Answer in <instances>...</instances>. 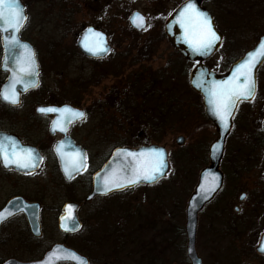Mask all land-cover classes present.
<instances>
[{"label":"flooded vegetation","instance_id":"1","mask_svg":"<svg viewBox=\"0 0 264 264\" xmlns=\"http://www.w3.org/2000/svg\"><path fill=\"white\" fill-rule=\"evenodd\" d=\"M19 1L28 20L18 39L31 48L38 66V86L25 90L22 85H15L19 106L0 99V138L12 137L19 148H32L44 160L31 174H26L24 169L5 168L0 163V214L8 217L0 223V264L35 263L58 245L75 251L88 264L145 261L146 264H192L187 254L186 210L192 195H201L204 189L211 193L196 214L193 251L198 263L264 264V252L259 250L264 245V62L254 73L255 100L238 102L227 125L216 116V122L208 119L204 98L189 84L190 73L199 64H204L217 78L225 77L235 63L264 39V0H244L241 17L248 40L244 51L240 56L227 54L214 66H207L206 62L225 45L218 14L233 15L230 0L199 2L222 35L219 49L202 63L181 57L165 35L167 18L188 0L173 1L169 8L165 7L169 0H44L49 10L41 12L33 24L28 0ZM56 3L59 10L52 9ZM135 3L143 4L144 8H131ZM81 8L84 14L97 15L98 21L88 20L69 42L70 17ZM135 13L142 14L146 24L151 25L147 31L131 25ZM124 17L127 27L123 29ZM90 27L103 33L109 52L93 56L83 47L79 49L80 35ZM44 28H52L53 33L44 38ZM144 32L153 35L139 46L137 41L125 39L124 33L135 36ZM158 34L161 40H154ZM93 39L90 37V43ZM23 53L28 54L25 49ZM13 54L17 57L19 52ZM16 57L14 62H8V69L16 67ZM3 61L0 34V90L9 87L13 78L11 70L1 69ZM175 71H179L197 99L200 121L195 127L198 132L195 139L199 143L196 165L187 194L179 200L176 232L163 234L162 225L157 228L160 232L153 231L145 238L134 230L139 215L136 191L156 186L168 173L152 184L107 195L92 196L93 179L117 149L165 145L170 112H180L181 106H186L182 97L170 100L169 76ZM17 74L21 77L23 73L17 69ZM44 79H49L52 85L44 87ZM108 81L111 87L105 84ZM99 86L97 98L91 102L90 94ZM80 90L86 99L81 105L73 101V93ZM65 105L83 111L87 119L72 122L67 136L60 132L53 134L51 122L59 114L43 115L37 109ZM138 123L142 131L135 133L132 129ZM178 138L183 142L182 137ZM65 140L70 146L63 149L66 155L61 160L55 147ZM134 140H141L140 145L133 147ZM77 150L87 154V167L69 178L64 167L67 165L71 171ZM139 196L144 198L141 202H149L146 191ZM68 205L72 206L70 214L80 225L77 232H64L59 227ZM161 210L164 212V207Z\"/></svg>","mask_w":264,"mask_h":264},{"label":"snow or ice","instance_id":"2","mask_svg":"<svg viewBox=\"0 0 264 264\" xmlns=\"http://www.w3.org/2000/svg\"><path fill=\"white\" fill-rule=\"evenodd\" d=\"M27 20L28 17L24 9L20 6L19 0H0V31H8L11 29L14 33L13 36L6 37L4 40L7 45L6 52L8 48H21L25 50L28 48L15 35L20 32ZM176 22L185 30V42L198 54H208L220 40V36H218L217 31L213 27L212 19L206 12H201L192 0H188L180 10L176 17ZM131 24L136 29L142 31H147L151 27L150 24H146V18L140 13L133 14ZM90 37L94 38L91 43ZM81 44L93 56L110 51L105 43L103 33L95 31L91 27L87 29ZM257 56L261 58L260 61H257ZM258 62H264V42H261L258 49L249 52L247 57L235 66L230 78L222 81H212L207 88L209 103L212 106L214 114L222 124L227 125L229 118L233 117L238 102H252L255 100L256 82L253 69ZM15 64L16 67L8 69L6 56L4 60L5 69L13 72V78L9 87L0 90V99L13 106H19L20 100L15 85L23 82L25 84V90L29 86H38V81L35 79L38 76V66L35 64L33 56L25 57L23 63H21V57L17 56L15 58ZM17 69L20 73H23L24 77L30 79L25 80L22 77H18ZM37 112L43 115L49 113L59 114L58 118L51 122L50 131L53 134L60 132L65 134V136H67L68 126L72 122L87 119L86 113L73 109L68 105L61 107H39ZM65 146H70V142L67 140L61 141L55 147V151L61 160H64L66 155L63 151ZM117 154L123 155L127 163L121 169L123 173L121 178L105 179L104 190L102 192L104 195L109 194L113 190H123L126 187L135 186L141 181L147 183L156 182L158 178L165 175V169L168 167L165 153L162 149H152L147 153L119 149ZM75 155L77 158L72 164L71 171L67 165L64 167V172L69 178L72 177L73 173L79 172L87 167V154L77 150ZM127 158L131 159L128 160ZM43 160V156L36 150L32 148H19L14 138L7 135L0 138V163L5 168L15 167L24 169L26 170V174H31L32 171L39 168ZM241 199H246V196H241ZM71 210V205L66 206V214L61 216L60 227L64 232L76 231L79 228V224L75 222V218L70 214ZM8 215L10 216L12 213L9 212ZM7 218L3 214H0V223L4 222ZM65 220L69 222L68 225H65L63 222ZM36 234L39 235V232ZM259 250L264 252V245ZM61 251L66 250L58 245L45 259L36 261L35 264H50V261ZM70 255L77 261V264H88V261L78 254L73 252ZM9 264H12V262H9Z\"/></svg>","mask_w":264,"mask_h":264},{"label":"rangeland","instance_id":"3","mask_svg":"<svg viewBox=\"0 0 264 264\" xmlns=\"http://www.w3.org/2000/svg\"><path fill=\"white\" fill-rule=\"evenodd\" d=\"M43 1V4H42ZM28 0L30 7L28 9L30 10L29 13L32 19L31 24H33V20L37 18V16L43 12L46 8L44 6L45 1L44 0ZM78 1V0H77ZM176 0H169L166 4V8L171 7V3ZM60 2V1H58ZM102 2V0H101ZM232 2L233 9V15H222L221 13L218 14L220 25L223 30V33L225 35V45L221 52H219L212 60L206 62V65L214 66L217 64V61H220L221 58L228 57L229 54L233 53L236 56H240L242 52L244 51V48L247 44L246 35H244L243 31V25H242V17H241V10L244 0H230ZM59 4L56 3V6L52 9L59 10L58 7ZM131 8H144L143 4L141 3H135L130 6ZM57 8V9H56ZM66 8V7H65ZM77 8H80L77 7ZM48 9V8H47ZM51 9V10H52ZM239 9V11H238ZM49 10V9H48ZM237 14V15H236ZM239 14V15H238ZM93 15V14H92ZM88 14H84V11L82 12V8L79 9V12L75 13L74 16L70 17L71 23H72V30L67 33V35L71 36V38L68 40L69 42L72 41V36L74 33H78V31L83 28V26H86L88 20L98 21V17L92 16ZM92 21V22H93ZM69 23V22H68ZM67 23V24H68ZM122 28L127 27L126 19H124L121 22ZM43 36L48 37L50 33H53L52 28L43 29ZM125 39H132L133 41H137L138 46L141 45L143 41L147 42L151 35H153L151 32H144L143 34H138L135 36H130L124 33ZM153 38V37H152ZM154 40H161L160 34L156 35ZM230 52H229V48ZM228 54V55H227ZM146 67V66H144ZM185 69H187V66H185ZM135 70V69H134ZM132 71V70H131ZM130 73L127 72V75ZM172 75L169 73V86H170V100H174L175 98H184L186 106H184V110L181 106L180 112L177 111H171L169 114V125L167 127L168 133H166L165 136H167V140L165 142V145L163 147L166 148L168 153V162H169V171L166 176V178L161 181L159 184L152 188H145L143 190L136 191L135 197H137L138 201L137 204V210H138V217L136 220V227H135V233L139 234L141 237L147 238L150 233L153 231H158L157 228H161L162 225H164L163 234L165 233H173L176 232L177 224H178V204L179 200L183 197V194L186 195L188 188L190 186V182L192 180V175L194 174V168H195V158L197 155V146L199 145L197 139H195L196 134H198L197 131H195V127L197 125V122L200 121L199 119V113L197 112V106L196 102L197 99L195 96L192 95L190 92L188 85L185 84L184 78L179 75L178 72H172ZM125 75L124 80L128 78V76ZM49 79H44V87L48 86L50 84ZM109 87H111L110 81L105 82ZM52 83L50 84V86ZM111 85V86H110ZM99 86L98 88H95L91 94L90 99L91 102L93 99L97 98V94L99 92ZM172 90V91H171ZM85 97L83 96V91L80 90L79 93L75 94L73 93V101H77L79 105L84 104ZM178 100V99H176ZM90 103V102H88ZM139 123L136 124L135 128L132 129L133 132H140L142 131L141 127H138ZM206 129L204 130V132ZM144 133V132H143ZM146 133V132H145ZM178 137L183 138V142L180 145L176 144V140ZM156 141V138H154L153 142ZM138 142H141V140H134V146H139ZM155 143V142H154ZM162 145V144H161ZM160 145V146H161ZM132 146V145H130ZM108 146H106L107 148ZM143 191L147 192V195L150 196L147 197L149 202H152L150 204L149 202H141V200H144L142 196H139L142 194ZM145 203V204H142ZM169 205V208L167 207ZM164 207L165 211L162 212L161 208ZM167 212H169V215L167 216ZM144 219V220H143ZM161 221L164 224H161ZM169 222V223H168ZM112 226V225H111ZM130 224L128 223L126 225L127 230H129ZM110 227H107V229ZM103 229V227H102ZM159 230L158 232H160ZM161 236H159L160 238ZM115 247V246H114ZM106 261V260H105ZM146 264V261L143 263Z\"/></svg>","mask_w":264,"mask_h":264},{"label":"water","instance_id":"4","mask_svg":"<svg viewBox=\"0 0 264 264\" xmlns=\"http://www.w3.org/2000/svg\"><path fill=\"white\" fill-rule=\"evenodd\" d=\"M200 1L201 0H192V2L196 5V7L201 12H206L209 15V17L212 19L211 15L207 11L200 8V6H199ZM187 2L188 1L182 3L167 18V20L165 22V35L167 36V39H168L170 45L179 53V55L181 57H183L185 60H187L189 62H201L202 63V62H205L206 60H208L209 58H211L213 56V54L219 49V47L221 46V42H222V35L216 30L215 25L213 23V19H212L213 27L217 31L218 36H220V40L216 43L215 47L208 54L201 55V54H198L197 52H195L193 50V48L188 43L185 42V40H186L185 30L183 28H181L180 25L176 22L177 15L179 14L180 10L184 7V5ZM19 4H20V1H19ZM20 6L23 8V6L21 4H20ZM86 32H87V30L84 31L80 35V38H79V41L77 44L79 49H82L81 41L83 40ZM0 34H1L2 46L4 49V60L7 56L8 62H14L13 58L16 57V55L13 53L17 52V51L19 52V54L17 56L21 57V63H23V59L25 57L32 56L31 48L28 45H27L28 48L26 49L28 54L27 53L24 54L23 53L24 49H21V48H8L7 52H6L7 45L5 44L4 40L6 37L13 36L14 33L11 29H9L8 31H0ZM15 35L18 36V33ZM261 42H264V39H261L260 42L250 52L258 49ZM22 44H24V43H22ZM247 55H248V53L242 59H240L237 63H235L234 66L232 67V69L227 73V75L225 77L217 78L215 76V74L213 72L209 71V69L204 64H199V65L195 66L193 68V70L191 71L190 77H189L190 87L193 91L199 93L204 98L203 104L205 106V114L208 117V119L211 120L212 122H216V120H214L215 119L214 116H216V115L214 114L212 106L209 103V95L207 92V88L209 87V85L211 84L212 81H222V80H226V79L230 78L235 66L238 63H240L243 59H245L247 57ZM256 59H257V61L261 60V58L259 56H257ZM260 63L261 62H258L256 64L255 68L253 69V75L255 73V69L259 66ZM1 69L2 70L5 69L4 61L2 62ZM21 77L25 80L30 79V78L24 77L23 74H21ZM35 79L37 81L36 77H35ZM11 81H12V79H11ZM18 84L22 85L23 89H25V84L23 82L18 83ZM33 88H35V87L29 86V87H27V90L33 89ZM181 143H182L181 138H178L176 140V144L180 145ZM123 149H126L128 151L138 152V153L141 151L147 153L149 150H152V149H162L165 153V158H166L167 163H168V167L165 169V175L168 172L169 162H168V155H167L165 147L158 146V145H149V146L139 147V148L134 149V150L127 149V148H123ZM118 150L119 149L114 151L111 159L94 176L92 196L93 195H104V194H102V192L104 190L105 179H119L122 177L123 173H122L121 169L126 165L127 160L123 155L117 154ZM213 150H214V147H213ZM213 150H212V154H213ZM127 159L130 160L131 158H127ZM165 175L158 178V180L165 177ZM152 183H154V182H152ZM152 183H147V182L141 181L137 185H149ZM129 187H133V186H129ZM129 187H126V188H129ZM117 191H120V190H113L110 193L117 192ZM210 193L211 192H209L208 189H204L201 195H197V193H195L192 195V197L188 201V206H187V210H186V213H187L186 233H187V238H188L187 254L190 257L192 264H199L196 257H195L194 251H193L196 214L199 211V209L202 207V205L205 203V201H206L205 196H207L209 198ZM73 217L75 218L74 215H73ZM63 222L65 223V225L69 224V222L67 220H65ZM75 222L78 223L76 218H75ZM60 224H61V219L59 220V227H60ZM79 228H80V225H79ZM79 228H78V230H79ZM60 229H61V227H60ZM78 230L71 231V232H77ZM56 248L57 247L53 248L52 251H50L49 253L53 252ZM61 248L66 250V251L58 252L56 257H54L50 261V264H59L61 262H70L72 264H77V261L74 260L70 255V253H73V252L76 253V252L72 251L70 249H67V248L65 249L62 246H61ZM48 254L45 255V257L43 259H45L48 256ZM80 257H82V256H80ZM28 264H35V263H28Z\"/></svg>","mask_w":264,"mask_h":264}]
</instances>
